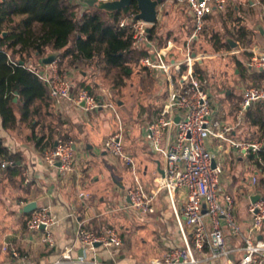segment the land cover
Masks as SVG:
<instances>
[{"label":"crops","instance_id":"crops-1","mask_svg":"<svg viewBox=\"0 0 264 264\" xmlns=\"http://www.w3.org/2000/svg\"><path fill=\"white\" fill-rule=\"evenodd\" d=\"M169 2L165 0L163 5L159 7V12ZM75 5H80L79 13L83 9L85 11L89 9L87 4ZM249 6L254 10L258 7L259 11L262 12L248 18L239 17L235 21L238 20V24L243 23L240 24V27L245 28L246 26L248 29V31L246 30L247 40L251 43L255 42L257 45L253 51L264 53V0H257L255 3L250 2ZM239 11V7H234L233 12L235 14L238 15ZM160 17L161 13L158 15L157 22L160 21ZM191 21L193 31L194 22L192 19ZM236 28L238 29L237 25ZM4 33L7 35L8 32L5 31ZM236 34L237 31L234 36H237ZM227 41L230 44L231 41L237 44L236 48H233L231 44V52L236 49L244 52V49L239 46L240 42L232 39ZM154 43L158 48H164L169 44V46L174 47L172 42L161 46L158 38ZM96 45L102 47V64L105 70L117 68L106 65L103 45L97 43L92 45V51L94 52L93 47ZM175 48H173L171 59L179 61L181 57L179 53L175 52ZM249 53L252 54L251 51ZM51 55L59 56V67L63 63L64 67H73L74 71L79 69L81 65H92L94 60L99 57V54L94 52L93 59L75 63L70 57L64 56L65 52H49L44 58L32 57L29 59L28 66L43 69L44 59ZM249 59L245 60V69L249 74L264 71L248 69ZM202 64L203 62H200L198 66ZM142 69L157 82V86L166 90L169 97L171 84L161 78V75L151 74L146 69ZM237 72L243 83L250 84L240 77L238 68ZM90 77L87 73L82 72L77 78V83L86 85ZM203 85L208 91L205 81ZM244 89H241L239 95L233 91L225 93L227 97L222 102L216 100L209 92L213 119L232 129L230 137L233 140H260L263 137H259L260 133L257 127L246 121V114L238 118L239 104ZM74 93H77L76 88H74ZM49 99L37 98L31 105L27 118L24 119L22 118L21 97L16 94L13 108L17 124L11 129L4 128L3 119L0 115V142L17 159V162L15 161L17 167L2 169L3 161L11 159L0 157V264H55L65 249L69 247L73 248L74 259L85 255L89 261H96L99 264H147L154 259L162 258L157 257L153 248H149L150 245L154 244L155 239H157L155 243L159 241L167 253L180 246L181 239L175 214L165 191L158 196L155 215L142 216L130 207L127 191L135 185V177L130 167L109 156L104 149L105 141L114 135L116 128L105 119L103 110L87 113L67 101L58 104L51 97ZM163 108L154 121L159 118ZM114 111L119 123L117 133L122 130L125 149L136 163L137 178L146 190H155L158 187L160 176L164 174L166 165L162 155L153 153L146 141V128L150 123L142 127L136 135L129 134L128 138L126 136V141L121 117L116 109ZM62 139H71L75 142L76 156L78 154L77 172L72 176H61L57 170L49 169L44 163L45 153L56 147L58 141ZM208 146L209 150L216 156V161L222 164L224 168L222 188L227 189V193L236 201V219L244 229H248L251 223L248 209L252 202L248 187L252 180L257 178L259 181L257 189L260 191L262 187L264 188L261 183L264 179V171L256 164V161L260 160V156L241 157L228 143L217 139L211 140ZM26 175L30 179L28 184L25 183ZM81 194L84 196L82 197ZM245 197L248 201L246 207L241 203ZM31 203L37 204L34 212L48 208L56 216L57 225L52 228L56 249L50 250L44 247L41 244L40 235L31 234L27 230V221L34 212L26 213L25 209ZM181 203L182 201H180L179 207L182 205ZM136 218L138 220L155 219L157 223L155 222L152 227L142 225L141 222L136 223L134 221ZM79 227L97 233L113 228L120 234L123 246L112 249L99 247L96 253L85 252L77 242L76 233ZM149 228L152 229V233H156L149 241L150 243L142 241L141 249L132 246L134 239ZM226 239L228 249L231 251L238 250L243 246L240 240L232 238L228 234ZM6 245L9 247L8 252L3 251V247ZM10 250L16 251L20 257L13 258ZM145 250L147 253H143ZM229 256L232 260L238 261L242 254L232 252ZM215 264H225V261H217Z\"/></svg>","mask_w":264,"mask_h":264},{"label":"built area","instance_id":"built-area-1","mask_svg":"<svg viewBox=\"0 0 264 264\" xmlns=\"http://www.w3.org/2000/svg\"><path fill=\"white\" fill-rule=\"evenodd\" d=\"M87 1L73 0L75 4H87ZM167 1H176L185 6L194 22V29L185 47L179 49V61L171 59L173 46L169 44L158 48L150 39L148 30L153 25L136 19L139 13L122 18L119 24L120 28L130 31L133 49L148 50L140 66L151 74L161 75L171 84L168 101L161 115L147 126L145 135L152 152L162 155L165 161L166 167L158 180V187L148 191L137 178L136 163L125 149L122 130L105 141L104 149L109 156L122 161L132 170L135 185L127 191V197L130 207L140 215H155L158 196L163 191L169 196L182 245L170 250L163 258L147 264H215L217 261H225V264H264V188L260 191L257 189V178L248 187L251 199L259 192L262 197L256 203L251 202L248 209L251 223L248 229H244L236 219L235 199L226 192L222 194L224 168L216 161V156L208 146L211 140L217 139L228 143L241 157H258L264 153V137L260 140H233L230 137L232 129L213 119L211 96L201 83L200 75L195 73V66L206 60L207 56L195 53L194 45L205 33L210 19L225 13L231 0ZM84 12L83 9L79 14L83 16ZM241 52L236 49L231 54L238 55ZM59 63L58 56L53 63L43 65V69L27 66L47 85L53 100L58 104L67 101L87 113L115 109L110 101V92L105 91L99 97L88 90L74 93V85L70 77L60 69ZM247 68L252 71L264 70V53L252 51ZM261 101H264V89L245 88L238 118ZM44 163L49 169L57 170L61 176L76 174L75 142L70 139L59 140L56 147L45 153ZM15 165L14 160H5L1 168ZM25 183H30L28 175ZM180 201L182 205L179 207ZM56 225L57 218L48 208L35 211L26 224L31 234H40L41 244L50 250L56 249L52 232ZM225 228L232 238L242 242L240 249H228ZM76 235L78 244L85 252L96 253L99 247L112 249L123 246L120 234L113 228L97 233L79 227ZM3 251H9L8 245L3 247ZM232 252H239L242 257L234 261L229 256ZM10 253L13 258L20 257L14 250H10ZM72 253V247L66 248L55 264H99L89 261L85 255L74 259Z\"/></svg>","mask_w":264,"mask_h":264},{"label":"trees","instance_id":"trees-1","mask_svg":"<svg viewBox=\"0 0 264 264\" xmlns=\"http://www.w3.org/2000/svg\"><path fill=\"white\" fill-rule=\"evenodd\" d=\"M79 7L72 0H0V115L4 128L11 129L17 124L13 108L16 94L21 97L24 119L37 98H50L46 85L27 68L32 57L44 58L49 52H65L64 56L75 63L88 61L93 59L91 47L97 43L104 46L108 67H123L128 71L131 64H140L148 55V50L133 49L130 31L119 26L122 18L139 13L136 3L117 12L89 5L83 16L78 12ZM156 27L154 25L150 33L154 42ZM5 31L8 32L6 36ZM236 35V42L245 41L247 46L252 44L243 27H238ZM212 41L216 51L231 50L229 41H223L218 34L213 35ZM251 55L244 51L233 56L240 77L263 89L264 71L249 74L245 69V60ZM195 73H199L198 64ZM200 81L204 84L202 77ZM81 90L89 91V87L80 84L77 93ZM245 114L246 121L258 128L259 137H264V101L252 105ZM259 156L261 161L257 160L256 164L264 171V153ZM0 157L17 162L16 156L10 154L1 142ZM261 183L264 185V179Z\"/></svg>","mask_w":264,"mask_h":264},{"label":"rangeland","instance_id":"rangeland-1","mask_svg":"<svg viewBox=\"0 0 264 264\" xmlns=\"http://www.w3.org/2000/svg\"><path fill=\"white\" fill-rule=\"evenodd\" d=\"M250 2L255 3L257 0H231L227 11L215 15L209 21L205 33L201 36L198 43L194 45L195 53L207 56V59L199 66L198 74L204 79L208 93L210 92L216 100H220L221 102L226 99L227 96H225V93L229 91H233L239 95L241 89L255 87L251 84L243 83L239 79L235 59L231 54L232 52L226 50L216 51L214 42L212 41L214 34H218L223 41L237 39L234 36L237 31L236 25L239 27L243 23L239 22L240 24H238L235 20L239 17L243 19L259 15L262 12L259 11L258 7L255 10L254 8H250ZM236 6L240 9L238 15L233 12ZM159 13H161V17L160 21L157 22L155 37L158 38V42L162 46L172 42L174 47H176L175 52L178 53L179 49L185 47L190 32H192L193 24L189 13L184 6H180L176 1H170L166 6L164 5ZM247 27L249 28V26ZM243 29L247 33L246 30L248 31V29L246 26ZM239 46L244 49L243 51L248 50L252 52L257 45L254 42L247 46L245 41H240ZM93 50L99 54V57L94 60L92 65H81L79 69L74 71L73 67H70L71 69L69 67L66 68L62 63L60 69L70 77L76 89L79 85L77 78H79L82 72H85L91 76L87 80L86 85L89 87V91H92V95L98 97L103 95L105 91L110 92L111 103L121 117L125 138L126 136L128 138L129 134L136 135L142 127L157 118V114L168 100L166 90L163 87L157 86V82L143 71L140 64H131L128 67V71L123 67L105 70L102 64V47L96 45L93 47ZM103 114L105 115V119L111 123V126L116 128L115 135L119 131L116 112L114 109H104ZM76 160H78V154ZM222 190V194L228 192L225 188H222ZM241 203L246 207L248 204L247 197ZM154 220L150 218L134 219L136 223L141 222L142 225L151 227L155 222L157 223ZM224 230L226 237L227 234L230 236L226 228ZM161 232L164 233L162 230ZM154 234L156 233H152V229L149 228L142 232L138 238L134 239L132 246L141 249L142 241L150 243L149 241L154 237ZM155 241L149 248H153L157 257L163 258L167 250L161 246L159 241L158 243H155ZM146 250L143 253H147Z\"/></svg>","mask_w":264,"mask_h":264},{"label":"water","instance_id":"water-1","mask_svg":"<svg viewBox=\"0 0 264 264\" xmlns=\"http://www.w3.org/2000/svg\"><path fill=\"white\" fill-rule=\"evenodd\" d=\"M163 0H112V1H98V0H89L87 1V4L90 6L94 7L97 6L99 9L106 10L109 12H117V11H122L134 3L137 4L139 14L137 15L136 19L142 20L144 22H147L151 25H155L158 21V15H159V7L163 5ZM151 28L148 30L150 32ZM6 35V33H4ZM232 47L236 48L237 44L232 43ZM55 55H51L47 58L44 59V64L49 65L53 63L56 60ZM20 65H24L23 62H20ZM85 106V103L82 104V107ZM179 121V118H177L176 122ZM262 197V193L259 192L256 196L252 197V203L258 202ZM37 204L36 203H31L29 204L25 212L26 213H32L34 210H36Z\"/></svg>","mask_w":264,"mask_h":264}]
</instances>
